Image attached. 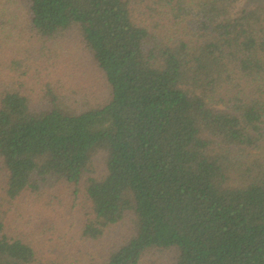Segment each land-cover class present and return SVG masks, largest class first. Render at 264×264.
<instances>
[{
  "label": "trees",
  "instance_id": "16d2710c",
  "mask_svg": "<svg viewBox=\"0 0 264 264\" xmlns=\"http://www.w3.org/2000/svg\"><path fill=\"white\" fill-rule=\"evenodd\" d=\"M152 252L264 264V0H0V264Z\"/></svg>",
  "mask_w": 264,
  "mask_h": 264
},
{
  "label": "rangeland",
  "instance_id": "374dc122",
  "mask_svg": "<svg viewBox=\"0 0 264 264\" xmlns=\"http://www.w3.org/2000/svg\"><path fill=\"white\" fill-rule=\"evenodd\" d=\"M248 2H250V3H254V2H262V0H248ZM17 5V4H16ZM18 12H20V10L18 11ZM137 16V15H136ZM102 84L101 83H96V90H97V92H96V90H95V95H93L92 97H91V103L93 104V105H95V103H96V101H97V103H98V100L101 98V96H99L100 95V93H101V91H102V88L100 89V87L99 86H101ZM98 88H99V93H98ZM97 93L99 94V95H97ZM102 95V94H101ZM96 103V104H97ZM127 225H124V226H121L120 227V235H122L123 234V231L125 230V227H126ZM174 255L173 254H171V253H164L163 255L161 254V253H150V254H148L145 258H144V260H143V262H142V264H166L167 262H169L171 259H172V257H173Z\"/></svg>",
  "mask_w": 264,
  "mask_h": 264
}]
</instances>
